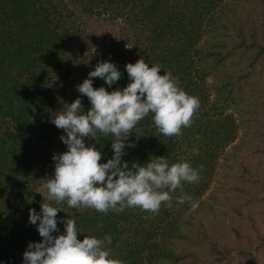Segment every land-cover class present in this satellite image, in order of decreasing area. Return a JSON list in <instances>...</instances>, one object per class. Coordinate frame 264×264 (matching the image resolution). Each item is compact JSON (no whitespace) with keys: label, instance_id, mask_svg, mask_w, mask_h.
Instances as JSON below:
<instances>
[{"label":"trees","instance_id":"16d2710c","mask_svg":"<svg viewBox=\"0 0 264 264\" xmlns=\"http://www.w3.org/2000/svg\"><path fill=\"white\" fill-rule=\"evenodd\" d=\"M232 1L0 0V264H22L29 241L41 239L28 216L30 208L40 211L42 194L46 196L43 185L54 172L53 147L62 129L51 122L52 116L77 97L87 111L90 102L76 86L98 62L111 61L121 73L110 87L93 78V87L111 91L129 83L124 66L140 58L150 66L160 65L161 74L171 72L180 88L198 97L200 107L191 126L172 137L162 135L149 114L132 130L126 143L135 146L126 147L122 159L130 167L152 156H165L170 164L187 161L199 171V181L184 182L171 193L173 206L162 203L155 215L138 207L100 213L69 208L66 201L44 202L62 209L58 218L76 221L82 231L78 239L110 236V254L118 264H208V259L211 264H231L264 252V232L252 218L250 233L237 231L241 242L232 246L217 243L213 234L198 228L199 238L195 230L206 209L203 196L221 163L229 159L227 148L238 127L222 104L231 97L211 99L207 83L212 70L231 55L207 46L224 35L222 30L235 26L239 1ZM85 17L113 23L117 32L98 42L90 35ZM263 35L247 19L237 28L232 50L239 49L240 56L253 63L264 53ZM217 43L212 41L211 46ZM84 139L86 145L101 150V162L111 158V135L98 141ZM181 198L184 203L177 202ZM193 201L199 207L189 211ZM57 227L59 233L64 231L62 223ZM178 239L193 248L174 252ZM201 241H209V251L202 256L194 250Z\"/></svg>","mask_w":264,"mask_h":264},{"label":"clouds","instance_id":"9594fccd","mask_svg":"<svg viewBox=\"0 0 264 264\" xmlns=\"http://www.w3.org/2000/svg\"><path fill=\"white\" fill-rule=\"evenodd\" d=\"M129 83L111 91L104 86L93 87V78L102 79L109 87L121 73L111 61H100L88 76L76 86L86 96L90 107L84 111L77 97L52 116L51 122L63 133L60 140L67 150L53 154L54 172L43 185L46 196L40 211L29 209V223L35 225L41 239L29 241L23 252L22 264H118L111 257L110 236L99 239L85 236L74 219L58 218L62 209L52 203H67L69 208H91L100 213H119L126 208L158 214L162 203L172 207L171 193L183 183H195L199 171L187 161L169 163L165 156H152L144 163H129L122 159L126 143L137 123L151 114L154 125L167 137L181 135V129L190 127L200 107L198 97L179 87L171 72L161 74L160 65H149L140 58L126 63ZM111 135L112 156L101 162L102 152L84 138L99 140ZM198 155V149H193ZM186 199L191 200V197ZM178 203H184L181 198ZM199 203L193 201L189 211ZM58 223L64 225L59 233ZM53 233H58L53 235Z\"/></svg>","mask_w":264,"mask_h":264},{"label":"rangeland","instance_id":"374dc122","mask_svg":"<svg viewBox=\"0 0 264 264\" xmlns=\"http://www.w3.org/2000/svg\"><path fill=\"white\" fill-rule=\"evenodd\" d=\"M238 1L239 16L234 21L235 26L230 25L228 31L222 30L224 35L211 39L207 46L208 50L231 53L223 65L212 70L207 83L211 99L220 100L225 95L231 97V101L222 104L235 118L237 133L227 148L229 159L221 163L218 174L203 196L206 209L200 216V225L195 223L197 237L201 238L200 229L208 236L213 234L217 243L230 246L241 242L237 231L250 233L249 218L260 232H264V53L249 64L245 56H240L239 49L232 50L234 42L238 41L237 28L241 24L244 26L245 20L253 21L258 35L263 33L264 0ZM84 20L90 28V35L98 42L114 35L118 29L106 20L88 17ZM244 34L248 36L247 31ZM212 41L220 44L211 46ZM248 53L253 55V52ZM62 134L63 130L56 139L53 154L65 151L66 145L60 140ZM172 247L176 253L193 248L179 239ZM208 248L209 241H201L194 250L202 256L209 251ZM207 263L213 261L208 259ZM231 264H264V252L255 258L233 260Z\"/></svg>","mask_w":264,"mask_h":264}]
</instances>
